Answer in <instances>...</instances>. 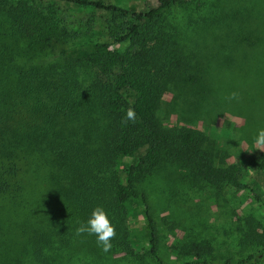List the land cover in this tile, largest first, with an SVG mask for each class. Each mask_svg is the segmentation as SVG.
I'll list each match as a JSON object with an SVG mask.
<instances>
[{"label": "trees", "instance_id": "obj_1", "mask_svg": "<svg viewBox=\"0 0 264 264\" xmlns=\"http://www.w3.org/2000/svg\"><path fill=\"white\" fill-rule=\"evenodd\" d=\"M236 1L0 0V264H58L88 235L76 228L97 206L115 229L111 245L127 253L141 250L134 232L142 215L149 252L166 264L143 183L170 165L202 180L213 204L228 203V189L236 188L264 208V150L240 161L245 166L227 163L205 131L159 117L166 91L187 82L240 108L220 98L216 68L193 62L196 50L187 51L176 14L183 8L197 34H225L224 57L235 59L243 24L253 18ZM51 50L59 59H41ZM243 219L239 242L256 251L221 259L210 241L179 237L171 250L180 264H264V222Z\"/></svg>", "mask_w": 264, "mask_h": 264}, {"label": "rangeland", "instance_id": "obj_2", "mask_svg": "<svg viewBox=\"0 0 264 264\" xmlns=\"http://www.w3.org/2000/svg\"><path fill=\"white\" fill-rule=\"evenodd\" d=\"M119 1L124 6L140 7L142 0ZM236 3L243 4L245 10L248 5L253 18L243 24L246 27L243 28L242 37L246 40L245 44L242 42L235 47V59L224 57L225 34L218 36L216 31L197 34L191 25L188 28V18L185 20L188 13L183 8H178L176 14L187 51L188 48L196 50L192 56L193 62L197 66L206 64V67L216 68L220 98L228 99L230 103H236V100L239 104L235 105L240 108L222 106L217 92L211 95L200 85L188 86L187 82L178 91L171 88L166 91L159 113L166 125H190L205 131L217 144L218 158H223L227 163H240L261 150L253 149V139L257 130L264 128V0H237ZM71 7L61 4L63 11ZM69 20L74 23L75 17ZM79 22L80 27L86 29V22ZM87 34L93 40H107L106 36L97 32L88 31ZM84 37L77 43L84 41ZM119 48H124V44ZM81 51L80 47L72 49L71 53L79 54ZM41 59L54 61L59 56L51 50ZM230 87H234L235 97H228ZM241 165L245 166L244 163ZM143 189L149 195L158 228L159 254L166 264H180L181 257L171 250L176 237L185 241L208 240L213 244L216 256L221 259L257 250L254 247L244 248L239 242L240 228L246 224L244 215L250 214L264 222L263 206L245 189H228L229 196L225 195V198H229V202L221 199L218 206L207 197L204 182L179 165L157 170L145 180ZM136 215L135 230L138 236L134 232V237L142 244L138 252L127 253L113 246L108 252H103L97 246L95 236L86 235L77 240L74 247L59 255L61 259L58 264H156L149 252L148 231L142 233L145 226L143 217Z\"/></svg>", "mask_w": 264, "mask_h": 264}, {"label": "clouds", "instance_id": "obj_3", "mask_svg": "<svg viewBox=\"0 0 264 264\" xmlns=\"http://www.w3.org/2000/svg\"><path fill=\"white\" fill-rule=\"evenodd\" d=\"M235 93L232 94L235 97ZM128 117L131 119L133 113L128 112ZM253 149L264 150V128L257 130V133L253 139ZM88 234L95 236L97 246L103 252H108L111 248V239L115 235V229L109 219L108 213L101 206H97L92 209L87 219L80 223L76 228V235Z\"/></svg>", "mask_w": 264, "mask_h": 264}]
</instances>
